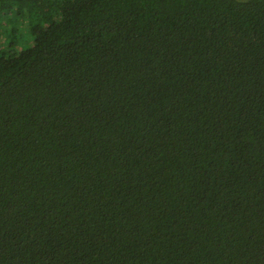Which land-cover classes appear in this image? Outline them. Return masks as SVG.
Returning <instances> with one entry per match:
<instances>
[{"label": "trees", "instance_id": "16d2710c", "mask_svg": "<svg viewBox=\"0 0 264 264\" xmlns=\"http://www.w3.org/2000/svg\"><path fill=\"white\" fill-rule=\"evenodd\" d=\"M0 264H264V0H0Z\"/></svg>", "mask_w": 264, "mask_h": 264}]
</instances>
